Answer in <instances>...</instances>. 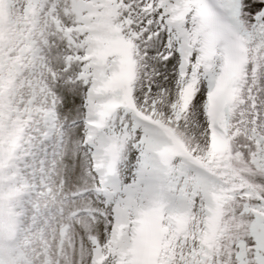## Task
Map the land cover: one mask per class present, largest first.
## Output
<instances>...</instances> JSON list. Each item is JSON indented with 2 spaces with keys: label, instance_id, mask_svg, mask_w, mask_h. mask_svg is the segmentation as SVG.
Wrapping results in <instances>:
<instances>
[{
  "label": "snow or ice",
  "instance_id": "1",
  "mask_svg": "<svg viewBox=\"0 0 264 264\" xmlns=\"http://www.w3.org/2000/svg\"><path fill=\"white\" fill-rule=\"evenodd\" d=\"M0 264H264V0H0Z\"/></svg>",
  "mask_w": 264,
  "mask_h": 264
}]
</instances>
